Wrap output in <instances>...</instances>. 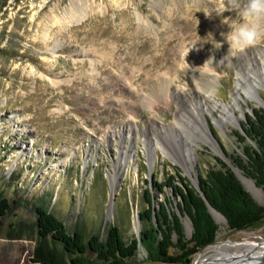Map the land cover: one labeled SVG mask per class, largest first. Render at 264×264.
Listing matches in <instances>:
<instances>
[{
  "label": "rangeland",
  "instance_id": "obj_1",
  "mask_svg": "<svg viewBox=\"0 0 264 264\" xmlns=\"http://www.w3.org/2000/svg\"><path fill=\"white\" fill-rule=\"evenodd\" d=\"M77 4L86 11L80 22H57ZM185 5L186 0H0V199L10 203L0 217V264H42L34 261L36 204L45 201L66 216L71 233L78 229L87 237L96 233L104 238L118 225L126 239L138 237L146 188L152 189L156 204L170 197L175 204L174 190L162 192L155 182L173 177L179 185L182 176L198 184L216 156L240 151L236 133L264 104L236 95L238 74L249 64L263 68L264 41L229 50L220 33L230 30L236 13L217 16L211 0L199 6L210 17L193 6L186 11ZM48 24L51 39L45 41ZM191 47L186 58L191 67L178 70L181 52ZM210 57L207 68L198 67ZM213 77L216 91L210 93ZM256 90L264 100V86ZM193 91L209 99L201 115L217 151L196 135V118L184 112L198 98L185 101L179 92ZM221 107L233 109L230 124L221 121L230 117ZM171 129L174 136L167 133ZM158 139L183 153L186 149L191 172L173 149L156 148ZM30 147L31 156H17ZM124 150L130 159L123 160ZM35 152H44L39 161ZM62 160L67 162L58 173L52 165ZM237 171L264 206V190ZM116 175L119 189L114 193L111 177ZM247 180L255 183L256 192ZM215 218L220 226L216 242L187 261H151L141 248L128 264H197L220 247L246 252L264 242V220L234 231L223 215ZM185 226L190 237L188 219ZM251 264H264V258Z\"/></svg>",
  "mask_w": 264,
  "mask_h": 264
},
{
  "label": "trees",
  "instance_id": "obj_2",
  "mask_svg": "<svg viewBox=\"0 0 264 264\" xmlns=\"http://www.w3.org/2000/svg\"><path fill=\"white\" fill-rule=\"evenodd\" d=\"M242 128L236 133L240 151L225 152L228 161L216 156L215 164L199 176V188L191 179L192 182L182 176H179V185L173 177L155 182L162 192L171 187L179 197L177 203L173 204L170 197V202L156 204L152 189L146 188L145 205L139 211L142 229L138 237L126 239L118 225L110 227L104 238L96 233L87 237L78 229L71 233L64 219L66 216L51 210L45 201L36 204L39 238L34 261L42 264H128L143 248L151 261L181 263L217 240L220 226L209 205L224 216L230 230H245L261 222L264 206L244 187L234 168L264 190V108L255 109L242 123ZM9 204L7 198L0 199V217L5 216ZM185 219L192 225L190 237Z\"/></svg>",
  "mask_w": 264,
  "mask_h": 264
},
{
  "label": "bare ground",
  "instance_id": "obj_3",
  "mask_svg": "<svg viewBox=\"0 0 264 264\" xmlns=\"http://www.w3.org/2000/svg\"><path fill=\"white\" fill-rule=\"evenodd\" d=\"M78 4H77V6L73 5L74 7H70L68 9V11H66L67 14L65 16H63L62 18H60V17L56 18V20H58L57 22H59L60 24L63 23V25H66V24L72 23V22H80L85 17L86 11H85L84 7H82ZM52 22H54V20H52ZM51 26H52V24L51 25L48 24L43 28V36L42 37L45 41H49L51 39V28H50ZM51 65H53V64H51ZM241 65L243 66V63H241ZM239 71L240 72L238 74L239 77H238L237 87L235 88L236 95L242 97L245 101H252V102L256 103V105L264 104V100L261 98H258L257 94H255V91H257L256 90L257 88L264 86V65H263V68H261V67H259V68L253 67L252 68V67H250V64H249L244 69L242 67H240ZM32 72H33V70L30 69L29 73H32ZM41 76H43V75H41ZM215 81H216V79L214 77L212 78V80L208 81L209 82L208 87H209L210 93H213L216 91ZM199 89H201V87H199ZM161 93H162V90H160V92L158 94L160 95ZM243 94L245 95V97ZM192 95L197 97L198 101L194 102L195 100L194 101L192 100V102H193V103L191 102L192 106H188V109H187V107H186V109L184 108V112L190 111L192 116H194L196 118V121L194 122L196 126H193L196 129V131H195L196 135L199 136L200 138H202L203 140H205V142L209 143L212 146V148L215 151H217V147L211 141L210 134L208 133V128L205 125V123L203 122V120H202L203 116L201 115L204 112L205 106L208 105L209 99H208L206 94H203V93L201 94L200 91H198V92L193 91V92H191V94L179 92V96L181 98H183L185 101H189L192 98ZM208 96L210 97L209 94H208ZM221 108L224 109V111H227L228 116H230V117L226 118L227 120H225L223 118L221 121L222 122L227 121L226 123L230 124L231 116H233V114L231 113V110L233 111V109H230L227 107H221ZM236 120H237V118H236ZM178 124L182 125L180 120H179ZM170 131H168L167 133L169 135H172L173 130L171 129ZM172 136H174V134ZM181 140H182V143L184 142L183 144L186 145V148H187V145L189 146L188 140L187 139L185 140L183 135H182ZM31 144L33 147L34 141H32ZM32 147H30L28 149L29 152L26 149L18 151L17 156H19V155L21 156L23 153L25 154V157L28 153H29L28 156H31V154L33 152ZM156 148H160V149L164 150V152H166V151L171 152L173 149L174 155L177 157V159L180 160L184 164V166L188 172H191L192 167H193V161L189 157V154L187 153L186 149H185L186 152L183 153V152H181V148H179V147L177 148L175 146L172 148V147L167 146V144H165V143L163 145V142H160L159 139L156 142ZM35 154H37V158L39 161L41 158V155L44 154V152L43 153L35 152ZM121 155H122L123 160H125L127 158L130 159V157H131L128 154L127 150H124ZM20 156H19V158H20ZM66 160H62L61 162L52 165V168H54L59 173L62 170V168H61L62 164L63 163L65 164L67 162ZM111 178L113 181L112 182V190L115 193L119 189L118 176L117 175L112 176ZM247 183H248L249 189L254 188L253 191L256 192L255 190H257V187L255 186V183L253 181H250V180H247ZM258 191H261V190L258 189ZM214 214L218 219L222 217V215L220 213H218L217 211H214ZM261 258H264V242L263 243H254L253 246L251 247V250L246 251V252H238V251L237 252H230V251L225 250L224 248L220 247V248H218V250L216 252L214 251L211 254H207L205 257H204V255L201 256L198 259L197 264H251V263H256V261H258Z\"/></svg>",
  "mask_w": 264,
  "mask_h": 264
},
{
  "label": "clouds",
  "instance_id": "obj_4",
  "mask_svg": "<svg viewBox=\"0 0 264 264\" xmlns=\"http://www.w3.org/2000/svg\"><path fill=\"white\" fill-rule=\"evenodd\" d=\"M113 2L118 3V0ZM201 2L202 0H186V11H190V6H193L198 9L197 12L203 11L209 16L205 9L199 7ZM211 3L214 5L217 16L223 15L226 11H233L238 17L228 25L229 31L220 33L229 44V50L240 51L264 41V0H211ZM209 34L215 39L212 32H209L207 36ZM207 42L212 41L208 40L205 43ZM192 48L181 52V62L177 64L178 70L183 71L191 67L186 58ZM209 59L213 60L210 57L198 67L207 68Z\"/></svg>",
  "mask_w": 264,
  "mask_h": 264
},
{
  "label": "water",
  "instance_id": "obj_5",
  "mask_svg": "<svg viewBox=\"0 0 264 264\" xmlns=\"http://www.w3.org/2000/svg\"><path fill=\"white\" fill-rule=\"evenodd\" d=\"M262 107L264 108V105H262ZM242 130V129H241ZM221 157H223L226 161H228V159H227V157H226V154L225 153H223V156L221 155ZM231 166L234 168V166H233V164H231ZM234 170H235V172H236V174H237V176L239 177V179H241V177H240V175H239V173H238V171H237V169H235L234 168ZM196 186H197V188H199V186H198V184L197 183H194ZM208 203V202H207ZM209 207H210V210H211V212H212V214H213V208L209 205ZM214 215V214H213ZM215 217V216H214Z\"/></svg>",
  "mask_w": 264,
  "mask_h": 264
}]
</instances>
